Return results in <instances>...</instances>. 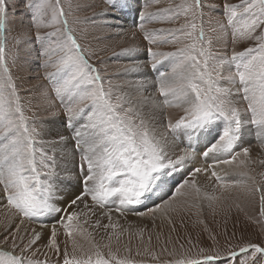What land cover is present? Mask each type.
I'll list each match as a JSON object with an SVG mask.
<instances>
[{
	"label": "snow or ice",
	"instance_id": "6c2138e0",
	"mask_svg": "<svg viewBox=\"0 0 264 264\" xmlns=\"http://www.w3.org/2000/svg\"><path fill=\"white\" fill-rule=\"evenodd\" d=\"M105 2L109 9L115 11L122 10L127 4V0ZM17 6L20 8L19 19H15ZM216 7L218 6L205 4L204 0H184L177 6L179 11L176 14H182L185 23L170 32L173 41L183 36L190 43L172 53L154 52L151 48L148 50L153 69L161 62L158 59L160 57H174L177 60L171 73L160 72L157 79L158 91L164 97L163 104L168 107L187 105L183 115L175 122H168L170 132L182 131L189 141L180 154L171 158L166 151L167 138L158 139L151 134L143 118L137 124L133 119L137 110L131 106L130 101H126L122 95L115 103L112 102L111 89L105 90L97 69L82 54L81 46L68 26L59 0L55 4L52 0H0V185L3 186L7 205L28 220L64 213L61 223L65 234L71 237L76 225L80 223L82 213L69 209L79 203H84V207L89 208L85 201L90 197L93 205L100 208L118 202L117 211L133 210L134 206L162 190L174 173L186 168L187 163L196 155L193 141H198L201 135L211 134L213 129L219 131L215 142L203 152L204 157H208L210 153L232 154L245 134L253 128L264 148V33L254 35L257 29L264 28V0H240L238 5L225 0L223 4L227 23L235 29L234 42L237 36L258 42L254 48L233 52L231 61L236 64V71L227 77L223 76L221 68L229 61L222 59L210 69L209 62L214 57L205 47L204 9L214 10ZM107 11L105 10V15ZM146 15L149 14L142 12L141 20ZM140 27L143 30L142 24ZM44 29L54 31H42ZM10 33L17 52L22 47L38 45L37 58H43L41 66L55 69L53 72H45V78L54 81L53 91L63 105L64 117L60 119L59 111L49 110L47 118L39 121V130L30 126L29 117L22 109L6 66V43ZM51 37L59 38L55 46L50 41ZM145 39L150 44L157 42L147 32ZM132 51L134 49L126 48L118 55ZM140 68V64L134 63L126 67L124 72L137 73ZM236 77L242 85V99L247 105L243 109L232 99L234 94L229 89L217 85V80H234ZM124 103H129L130 106L125 108ZM82 119L86 122L77 127ZM57 123L63 127V132H52ZM49 134L53 136L51 155L36 147ZM69 145H72L74 154L79 153V163L73 162L71 168H61L55 150L61 146L62 150L66 149ZM242 153L246 158L249 157V148H243ZM239 155L237 152L230 159L217 162L231 164ZM240 163L243 164L244 161ZM201 171V168L193 169V173ZM211 175L217 181L221 180L215 171ZM240 175L247 176V173ZM73 176L82 191L74 194L66 207H60L58 204L63 198V187ZM189 183L185 180L176 191L179 192L180 188ZM191 187L199 195L200 188L194 182ZM257 191L261 189L257 188ZM207 198L215 199L213 196ZM261 201L264 205V196ZM260 214L264 217V206ZM109 220L111 221V216ZM96 224L99 226L100 221L97 220ZM103 227L115 230L117 225L109 223ZM26 235L27 230L20 237L21 242ZM41 235V232L32 229L31 236L23 243V247L16 243V236L13 235L12 249L0 250V264H41L27 255ZM45 246L59 253L55 227ZM18 247L20 252L16 254L15 249ZM249 250H252V255L242 260L241 264H256V255L264 256V246L251 242L240 247L239 253H247ZM237 256L235 250L223 254H207L201 249L200 258H180L164 264H231ZM152 258L157 259L155 254ZM63 264L133 262L118 257L111 250L105 255L97 247L95 252L81 257L73 255L69 258L65 252Z\"/></svg>",
	"mask_w": 264,
	"mask_h": 264
},
{
	"label": "rangeland",
	"instance_id": "374dc122",
	"mask_svg": "<svg viewBox=\"0 0 264 264\" xmlns=\"http://www.w3.org/2000/svg\"><path fill=\"white\" fill-rule=\"evenodd\" d=\"M52 2L55 4L56 0H52ZM183 2L184 0H127V4L122 10L115 11L109 9L105 0H59L68 21V26L81 46L82 54L88 63L97 69L105 90L111 89L112 102L115 103L117 98L123 95L125 100L130 101L131 106L137 110L133 116L136 123L139 124L140 119L143 118L145 125L154 135L153 128L146 122L143 112L139 110L136 103L138 104L140 99L149 98L150 96H153V100L156 101L159 98V101L162 102L159 103L162 107L160 119L162 127L160 134H162L161 136H154L158 139L168 138L169 136L174 139L178 146H181V149L188 146V144H183L181 141L178 142L179 139H183L181 138L183 132H170L168 122H175L183 115L184 108L187 105L165 106L163 104L164 97L160 96L158 91V78L149 79L148 76L145 79L151 80L149 87L138 89L130 95L126 91V87L129 88L128 81L132 77L126 74L124 69L136 63L137 60L125 56L126 54L118 55V53L126 48L134 49L129 53L138 51L146 58L145 65L144 62L140 63L141 66H145L144 68L148 73V69L155 70L151 67L153 61L148 54L149 48L154 52L172 53L190 43L183 36L173 41L170 32V30L178 29L180 25L185 23V17L182 14H176L179 11L177 6ZM224 2L225 0H204L205 4L217 5L218 7L214 10L204 9L203 30L205 33V47L214 57L209 62L210 69L219 64L220 60L226 59L229 63L221 68V72L223 76L227 77L236 71V64L231 61L233 52H244L248 48L256 47L258 42L255 39L240 38L238 36L234 42L233 33L235 29L227 23L223 11ZM227 2L240 4V0H227ZM165 9L169 11H163ZM105 10H108L107 15H105ZM142 12L149 14L143 20H141ZM15 13V19H19V6L15 8ZM141 24L143 30H141ZM58 27H62V25H58ZM42 31H54V29H44ZM146 32L150 36H154L157 42L150 44L145 39ZM262 33H264V28L257 29L254 35ZM50 41L55 46L59 42V38L51 37ZM6 47V66L15 84L22 109L25 115L29 117L30 126H35L39 130V121L47 118L49 110L59 111L60 119H63V105L55 97L53 91L54 81L45 78V72H53L55 69L51 67L45 69L41 66L43 58H37L38 45H28L17 52L10 33ZM53 59H55V56ZM158 59L161 62L157 65L156 70H162L165 73H171L174 64L177 62L174 57H160ZM139 60L141 59L139 58ZM144 68L140 70H145ZM152 73L154 76V72ZM92 74L95 75L96 73ZM134 78L137 80L138 77L134 76L132 80ZM142 78L140 77L141 83L145 81ZM217 85L229 89L234 94L232 99L242 109L246 108V102L242 99V85L238 77L234 80H217ZM238 90H240L239 94L236 95ZM169 99L172 98L169 97ZM129 106V103H124L125 108ZM85 122L86 120L82 119L77 126ZM59 125L57 123L55 126L63 129ZM218 131L219 129L215 130L216 133L213 134L210 145L215 142ZM251 131L255 133L254 128ZM250 132L246 133V139L250 141L243 138L244 142L242 140L232 154L213 153L221 157L222 160L230 159L231 155L237 152L240 153L235 161L227 164H234L232 165L233 172L226 176L216 172L221 177L220 181H217L216 177L211 175L215 171L214 167L206 161L207 157L203 156V152L210 145L204 147L202 151L199 143L193 141L196 150L194 159L187 163L184 170L174 173L162 190L156 191L160 197L152 202L153 205L145 203L142 207L134 206L131 211L121 212L127 214L124 215L125 217L111 216L110 221V215H108L106 217L108 220L104 224L100 222L101 225L109 223L117 225L115 230L111 227L100 228L98 225L95 227L90 223L92 229L87 230L85 225L80 222L73 230V235L69 237L65 234L61 223V217L65 215L64 213L52 214L53 216L50 215L35 220L23 218L7 205L3 186L0 185L1 208L8 214V218H0V250L12 249L11 237L13 235L16 236V243L23 247V243H26L31 236L32 229H35L39 223H50V227L41 235L32 251L27 253L29 257L41 262V264H63L65 252L68 253L69 258L73 255L81 257L95 252L97 247L105 255L111 250L118 257L131 260L133 264H164L166 261L180 258H200L201 249L207 254H215L216 252L223 254L229 250H235L238 256L231 261V264H241L242 260L252 255V250L247 253H239L240 247L246 246L249 242L264 246V217L260 214L261 208L264 206L261 201V197L264 196V167L257 170L256 165L249 163L242 153V149L247 148L246 142L257 145L263 154L264 148L261 147L255 134L251 138ZM52 138L50 134L45 135L44 141L37 143V149H43L51 155L53 152ZM75 154L74 161L79 163V153ZM178 154L168 153V156L174 158ZM57 160L59 161L58 157ZM241 161H244V163L241 164ZM195 168H201L202 171L193 173ZM233 173L234 175H232ZM241 173H247V176H241ZM201 174H207L209 182L203 186L204 188H201L202 190L200 189L198 195L191 187V183L194 182L200 188L201 186L197 185V181L199 182L198 177ZM185 180L190 182L189 185L180 188L177 192L176 189ZM78 183V181L75 182V185H78ZM257 188L261 191H257ZM80 190L82 191L81 186ZM207 196H213L215 199L210 200ZM171 199L174 201L171 204L167 203ZM86 200L93 203L90 197ZM66 206L67 203L61 207ZM96 206L103 211L110 210L111 207H115L116 210L118 202L109 203L105 208ZM157 206L159 207L157 208ZM156 208H161L164 212L154 222L152 221L153 211H150V209ZM140 213H143V215ZM13 214H17L20 219L26 220L28 226H23L27 225L25 223L18 225L19 227L15 226L13 223L15 216ZM50 217H52L51 220ZM53 227L57 230V243L60 249L58 254L54 249L45 246L48 244ZM26 230L27 235L24 236V241L21 242L20 237L25 234ZM5 238H7V243H5ZM20 247L15 249L16 254H19ZM153 254L157 259L152 258ZM256 264H264V256L257 254Z\"/></svg>",
	"mask_w": 264,
	"mask_h": 264
},
{
	"label": "bare ground",
	"instance_id": "6f19581e",
	"mask_svg": "<svg viewBox=\"0 0 264 264\" xmlns=\"http://www.w3.org/2000/svg\"><path fill=\"white\" fill-rule=\"evenodd\" d=\"M128 57L136 59L137 60L136 63H138L140 65H141L140 62H144V65L146 63V60H145L146 58L144 56H142V54H140L138 51L137 52L135 51L133 53H129ZM139 58L141 60H139ZM144 65H142L141 68H144L145 67ZM144 69L145 70H140V72H137V73H131V72L126 73L132 77L128 81L130 84L129 88L126 87V91L130 95L134 94L136 92V90H138V89H141L143 87H149L151 80H146L145 78H148V77H149V79L158 78L159 73L162 72V70H158V69L157 70L155 69L153 71L148 69V73H147L146 68H144ZM152 72H154V76H153ZM134 76L138 77L137 80H136V78H134V80H132ZM140 77H143L142 79H145V81L141 83ZM153 83H154V80H153ZM159 103L160 104L162 103L161 101H159V98L156 101V100H153V96L152 97L150 96L147 100H145V98L144 99L142 98L138 101V104L136 103L139 110L143 112L144 118L146 119V122L153 128L152 132L156 136H161V134H162V133L160 134V132H162V130H161L162 127L160 124L162 107L159 105ZM77 127H79V126H77ZM57 130L61 131V132L64 131V129H61L59 127L54 126V128L52 129V132L54 133ZM215 130L217 131V129H213L211 134L201 135L198 141H194L196 143H199V145H200L199 147L202 148V151L204 150V147L206 148V146L208 147L210 145V141L213 138V134L216 133ZM65 134H67V133H65ZM253 134H255V133H252V131H251L249 134L251 136V138H252ZM181 138H183V139H181V140L179 139L178 142L181 141L183 144L189 143L187 136H185L184 134H181ZM247 138H248V135H247ZM244 139L247 140L246 134L244 136ZM247 141H250V140L248 139ZM243 142H244V140H243ZM183 144H181V145H183ZM246 145H247V148H249V150H250V155H249V157H247V160L249 161V163L256 165L257 170H260V168L264 167V163H261V161H264V154L261 153V151L257 147V145L252 144V142L251 143L246 142ZM62 148H63V146H61V148L56 149V156L59 159L61 168L65 167V166L71 168L73 166V162L75 163L74 160H75V155H76V154L74 155V153L72 151V145H69L66 149H63V150H62ZM182 148H183V146H182ZM166 151H167V153H174V154L179 153L180 154L181 146H178L177 143L174 141V139H172L171 137L168 136ZM221 160H222L221 157H218L216 154H213V153H210L206 159V161L209 164L211 163L213 165L215 172L219 173L220 175L226 176L230 172L234 171L233 167H232V165H234V164L227 165L224 163H218L217 162V161H221ZM232 175H234V173ZM198 178H199L198 179L199 182L197 181V185L201 186L200 189L203 186H205L207 184V182H209L208 181L209 176L207 174H201ZM75 182H77V180L74 176L69 178V182H67L66 186L63 187V198L59 200L58 206L61 207L62 205L67 203L68 200L70 198H72V196L74 194H79V192L81 191L80 190V184L78 183V185H75ZM208 186H213V185H208ZM205 190H207V189H205ZM158 197H160V195L157 192H155L151 196V198L144 201V203L152 204V202L155 201V199H158ZM173 201L174 200L171 199V200H168L167 203L169 202V204H171ZM1 203H2V200H0V218H6V217L8 218V214H6L4 209L1 208ZM85 203H87L89 205V208H85L84 203H79L77 206H73V208H71L70 210L71 211H77L78 213H82V215L79 217V219H80V222H82V224L85 225L87 230L92 229L90 227L89 223L92 226L97 227V224H96L97 220H99L100 222H102L104 224L108 220L106 218L108 215L114 216V217H125L124 215H127V214H124L121 212H117L115 210V207H111V208H109L110 210L103 211V210H100L96 205H93V203L89 202L88 200H86ZM162 212H164L163 209H161V208L157 209L156 208V210L153 211L152 221H154V222L157 221L161 217ZM13 215L15 216V221L13 222L15 224V226L23 225V223L27 224V221L20 219V217L17 214H13ZM128 215H132V214H128ZM96 216H98V217H96ZM54 218H56V217H54ZM51 219H52V217H50V220ZM41 225H43V227ZM50 225H51L50 223H46V224H40L39 223L35 227V230L41 232L43 235L48 230ZM23 226L26 227V226H28V224L23 225ZM99 227L102 228L103 225L100 224Z\"/></svg>",
	"mask_w": 264,
	"mask_h": 264
},
{
	"label": "crops",
	"instance_id": "0c3cea01",
	"mask_svg": "<svg viewBox=\"0 0 264 264\" xmlns=\"http://www.w3.org/2000/svg\"><path fill=\"white\" fill-rule=\"evenodd\" d=\"M125 56H128V54H126Z\"/></svg>",
	"mask_w": 264,
	"mask_h": 264
}]
</instances>
